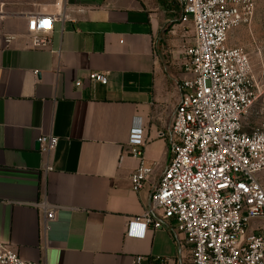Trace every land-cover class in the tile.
<instances>
[{
	"label": "crops",
	"instance_id": "obj_1",
	"mask_svg": "<svg viewBox=\"0 0 264 264\" xmlns=\"http://www.w3.org/2000/svg\"><path fill=\"white\" fill-rule=\"evenodd\" d=\"M57 3L0 0V241L44 264H136L138 256V264H192L190 246L180 250L172 229L126 234L169 164L162 133L171 128L187 77L181 6ZM60 11L66 18L55 21L50 48H35L28 17ZM91 72L107 74V84L91 83ZM134 124L143 126L144 157L155 164L138 192L131 183L139 165L130 154ZM43 135L59 138L49 153L37 148ZM42 200L61 206L46 231L44 213L33 205Z\"/></svg>",
	"mask_w": 264,
	"mask_h": 264
},
{
	"label": "built area",
	"instance_id": "obj_2",
	"mask_svg": "<svg viewBox=\"0 0 264 264\" xmlns=\"http://www.w3.org/2000/svg\"><path fill=\"white\" fill-rule=\"evenodd\" d=\"M177 2L181 21L191 22L193 32L184 49L183 95L170 130L162 133L169 144V164L144 213L129 219L126 234L144 238L148 231L167 227L180 250L190 246L192 264H264V122L249 131L244 127L248 110L264 95V70L257 77L248 51L227 43L233 29L252 22L256 0ZM65 18L63 11L31 14L27 30L33 46L50 48L54 23ZM89 81L107 84V74L91 72ZM58 142L51 135L38 139L44 153ZM145 143L143 126L134 124L129 145L130 154L139 159L131 175L135 192L155 168L145 160ZM33 205L43 211L46 231L61 206L46 200ZM140 260L138 256L135 263ZM0 264L44 263L27 261L0 241Z\"/></svg>",
	"mask_w": 264,
	"mask_h": 264
},
{
	"label": "rangeland",
	"instance_id": "obj_3",
	"mask_svg": "<svg viewBox=\"0 0 264 264\" xmlns=\"http://www.w3.org/2000/svg\"><path fill=\"white\" fill-rule=\"evenodd\" d=\"M183 23L187 24L185 28L188 30L187 40L183 46L184 51L185 46L192 41L193 24ZM227 43L230 46L245 48L249 53L255 75L261 76L264 70V0H256L252 22L233 29ZM262 122H264V95L248 110L244 118V127L249 131Z\"/></svg>",
	"mask_w": 264,
	"mask_h": 264
},
{
	"label": "water",
	"instance_id": "obj_4",
	"mask_svg": "<svg viewBox=\"0 0 264 264\" xmlns=\"http://www.w3.org/2000/svg\"><path fill=\"white\" fill-rule=\"evenodd\" d=\"M37 148L40 149V144H38V147Z\"/></svg>",
	"mask_w": 264,
	"mask_h": 264
},
{
	"label": "trees",
	"instance_id": "obj_5",
	"mask_svg": "<svg viewBox=\"0 0 264 264\" xmlns=\"http://www.w3.org/2000/svg\"><path fill=\"white\" fill-rule=\"evenodd\" d=\"M182 10V9H181ZM181 15H182V13H181Z\"/></svg>",
	"mask_w": 264,
	"mask_h": 264
}]
</instances>
